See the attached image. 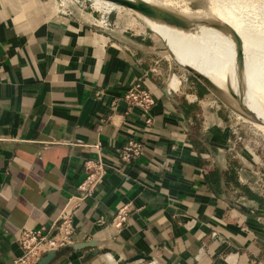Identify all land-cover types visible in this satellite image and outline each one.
Segmentation results:
<instances>
[{
  "label": "crops",
  "instance_id": "crops-1",
  "mask_svg": "<svg viewBox=\"0 0 264 264\" xmlns=\"http://www.w3.org/2000/svg\"><path fill=\"white\" fill-rule=\"evenodd\" d=\"M54 2L0 0V264L20 256L24 229L57 221L99 159L108 174L51 264H264V157L222 103L155 38L97 34ZM139 81L150 126L125 100ZM130 139L143 154L127 164Z\"/></svg>",
  "mask_w": 264,
  "mask_h": 264
},
{
  "label": "bare ground",
  "instance_id": "bare-ground-1",
  "mask_svg": "<svg viewBox=\"0 0 264 264\" xmlns=\"http://www.w3.org/2000/svg\"><path fill=\"white\" fill-rule=\"evenodd\" d=\"M62 1L77 16L91 18L89 13L78 9L73 0ZM93 1L98 8L105 7L109 11L123 8L145 20L150 29L162 37L168 48V57H173L178 65L191 70L202 81L225 89L229 80L235 91H239L238 96L230 101L232 106L240 108L255 126L264 130V16L255 18L259 12L254 9L257 4L255 6L253 0H220L214 8L215 16L188 8L175 13L189 24L187 27L145 16L114 1ZM127 1L144 2L172 12L157 0ZM232 32L243 40L245 68H241L239 46ZM247 99L249 102L245 101Z\"/></svg>",
  "mask_w": 264,
  "mask_h": 264
},
{
  "label": "built area",
  "instance_id": "built-area-1",
  "mask_svg": "<svg viewBox=\"0 0 264 264\" xmlns=\"http://www.w3.org/2000/svg\"><path fill=\"white\" fill-rule=\"evenodd\" d=\"M110 14L109 12L108 16ZM105 20H108V17H105L103 13L102 21L105 22ZM125 100L130 109H139L143 113L147 125L150 126L153 123L150 111L155 105V99L144 82L139 81L130 86L125 95ZM234 134L239 140H242L238 129L234 130ZM142 154V144L130 139L120 150V159L122 162L130 164L138 160ZM107 174V166L103 160L87 162L85 165V178L78 187L79 195L68 200L57 221L49 228L24 229L21 232L18 241L21 254L12 264H37L47 254L51 252L58 253L61 249L73 246L76 233L73 220L76 211L94 196L95 191L103 183ZM130 210L131 206L127 205L117 211L113 222L116 229H122L127 223ZM147 264L157 263L150 261Z\"/></svg>",
  "mask_w": 264,
  "mask_h": 264
},
{
  "label": "rangeland",
  "instance_id": "rangeland-1",
  "mask_svg": "<svg viewBox=\"0 0 264 264\" xmlns=\"http://www.w3.org/2000/svg\"><path fill=\"white\" fill-rule=\"evenodd\" d=\"M73 1L75 2L76 7L78 9L84 10L85 12H87V14L89 13L88 15L91 18H83V17L77 16L76 13H74L69 8L64 6L62 0H57L56 3L54 2L55 4L54 5L55 9H53L54 12L56 14L67 16V17L80 18L83 22L90 24L94 32L97 34H110V33L115 34L118 31L120 32L124 30L121 28H126L124 32L126 34H129L130 36L140 35V36H147V37L155 38V40H158L160 44L164 47V53H165L164 55L168 58V60L177 64V61L173 57L171 58L168 57L169 52H168L167 46L162 42V40L156 37V35L158 34H155L156 32H153L150 29L149 25L146 23L145 20L139 18L135 14H131L127 12L123 8L114 9L112 11H109L105 7L98 8L94 4L93 0H73ZM157 1L160 2V4H163L166 8H169L170 11H172L171 13L174 12V14L178 13L179 11H183L185 8H188L192 11H201V12L211 14V16H215L216 12L214 8L217 7V5H219L220 0H187V1L186 0H173V1L172 0H157ZM252 2L255 4V6L257 4V7H254V9L258 10L259 12L255 14L257 15L255 18L256 19L262 18V15L264 16V13H263L264 12V0H253ZM260 9L262 10L260 11ZM109 12L111 14L108 16ZM103 13L105 14V17H108V20H105V22L102 21ZM137 31H140V33H138ZM219 44H220V39H219ZM178 66L181 67L180 65ZM181 68L185 69L183 66ZM205 87L209 90L210 94L215 96L222 103L226 112L230 114V123L232 125L233 132L234 130H237V129L243 130V132H245V136H246L245 139L247 140V143L250 144L251 147H254L255 149H257L259 151L258 152L259 155H262L264 157V130H262L263 128L255 126L254 123L251 122L252 119L249 116L242 114L240 111V108L238 109L234 105L232 106L233 103L230 102L233 100V98L238 96L239 91L238 90L237 92L235 91L233 85L231 84L229 80L226 81L225 89L218 88L215 85H213V87L211 88V87H208L206 84H205ZM231 94L233 97L231 96ZM229 97L231 100L229 99ZM245 101L249 102L248 99ZM249 104L246 103V105H249ZM262 160L264 161V158H262ZM147 263L149 262H146V264Z\"/></svg>",
  "mask_w": 264,
  "mask_h": 264
},
{
  "label": "water",
  "instance_id": "water-1",
  "mask_svg": "<svg viewBox=\"0 0 264 264\" xmlns=\"http://www.w3.org/2000/svg\"><path fill=\"white\" fill-rule=\"evenodd\" d=\"M119 3L120 5L127 7L129 9L135 10L137 12H140L141 14L162 20L164 22L170 23V24H176L179 26L187 27L189 24H187L186 21L181 19L178 15L171 13L169 11H166L162 8L158 7H153L151 5H148L147 3L144 2H138V3H132L127 0H110ZM233 36L235 37V40L237 42V45L239 46V51L241 55V68H245V57H244V50H243V40L241 37L236 33L232 32ZM189 72L194 74L191 70L187 69ZM195 75V74H194ZM196 76V75H195ZM199 78L198 76H196ZM200 79V78H199ZM201 80V79H200ZM202 81V80H201ZM208 87H213V85L209 82L203 81ZM58 253L56 252H51L47 254L46 256L42 257L37 264H51L57 257Z\"/></svg>",
  "mask_w": 264,
  "mask_h": 264
}]
</instances>
